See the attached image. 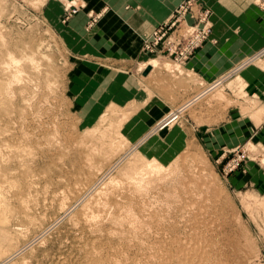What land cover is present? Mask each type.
<instances>
[{
    "label": "rangeland",
    "instance_id": "rangeland-1",
    "mask_svg": "<svg viewBox=\"0 0 264 264\" xmlns=\"http://www.w3.org/2000/svg\"><path fill=\"white\" fill-rule=\"evenodd\" d=\"M183 2L156 50L153 30L126 62L63 31L86 0H0V264H264V104L241 70L185 68L208 42L254 49L264 1ZM86 15L89 31L103 12ZM195 38L181 61L165 47ZM165 97L167 112L141 111Z\"/></svg>",
    "mask_w": 264,
    "mask_h": 264
},
{
    "label": "crops",
    "instance_id": "crops-1",
    "mask_svg": "<svg viewBox=\"0 0 264 264\" xmlns=\"http://www.w3.org/2000/svg\"><path fill=\"white\" fill-rule=\"evenodd\" d=\"M86 1L87 9L79 12L67 26L62 27L64 32L76 36L75 39H71L72 44L76 41L79 42L78 47L80 49L83 48L95 56L118 57L126 62H131L136 58L147 57V54L141 50L143 37L145 34L151 33L160 23L166 21L173 13L175 7L183 0ZM206 3L213 8L217 6V0H206ZM60 8L61 4L55 1L53 3V9L58 10L57 16L60 13ZM247 9L248 20L252 16H255L254 18H257L256 20L258 18L261 20V14L257 9ZM87 10L103 12V17L100 19L98 25L89 31L85 27ZM247 36L254 37L256 35L250 34ZM255 42L253 44L254 49L251 48L249 50V46L240 48V42L235 40H222L219 44L208 42L186 63L185 68L197 75L198 78L208 82H215L216 79L219 80L225 77L226 75L224 74L228 71V74L232 75L241 70L242 76L251 86L250 92L254 93L253 95H257L264 104V68H256L253 65V62L261 57V52L264 51V38L256 37ZM247 51H249V55L251 56L242 64L232 69L233 57H238V55ZM136 87L137 85L134 79L131 81V103L139 102L140 104H145L147 98L141 93L137 95ZM162 102L156 104V107L145 109L141 107V111L161 113L167 112L173 106V103L166 97ZM260 127V135L264 138V121Z\"/></svg>",
    "mask_w": 264,
    "mask_h": 264
},
{
    "label": "built area",
    "instance_id": "built-area-1",
    "mask_svg": "<svg viewBox=\"0 0 264 264\" xmlns=\"http://www.w3.org/2000/svg\"><path fill=\"white\" fill-rule=\"evenodd\" d=\"M184 11H187V5L183 2L179 7L175 9L173 15L166 22L158 25L154 29L152 34L145 38L144 46L147 51L154 52L156 50L157 46L161 44V41L164 39V37L168 36L169 30L172 29L180 20L181 15ZM196 38L194 40H191L187 45L180 46H178L179 43L177 41H168V45H166L165 47L167 48L170 55H175V60L181 61L183 59H186L198 47L199 42L198 40H196ZM263 53L264 51L261 52V55Z\"/></svg>",
    "mask_w": 264,
    "mask_h": 264
},
{
    "label": "bare ground",
    "instance_id": "bare-ground-1",
    "mask_svg": "<svg viewBox=\"0 0 264 264\" xmlns=\"http://www.w3.org/2000/svg\"><path fill=\"white\" fill-rule=\"evenodd\" d=\"M151 64V63H150ZM152 166H153V164H152ZM158 167V166H157ZM154 168V167H153ZM152 169V168H151ZM156 169V168H155ZM158 169V168H157ZM109 181V180H108ZM107 181V182H108ZM198 181V180H197ZM191 191V190H190ZM154 206V205H153ZM175 221V220H174ZM133 224V223H132ZM194 243V242H193ZM193 246V245H192ZM201 246V245H200ZM188 247V246H187ZM195 247V246H194ZM203 249V248H202ZM190 250V249H189ZM208 257V256H207ZM101 261V260H100ZM197 262V261H196ZM119 263V262H118ZM194 263V262H193ZM190 264V263H189ZM199 264H202V263H199Z\"/></svg>",
    "mask_w": 264,
    "mask_h": 264
}]
</instances>
